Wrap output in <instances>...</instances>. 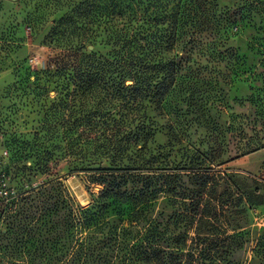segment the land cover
<instances>
[{
	"label": "rangeland",
	"instance_id": "374dc122",
	"mask_svg": "<svg viewBox=\"0 0 264 264\" xmlns=\"http://www.w3.org/2000/svg\"><path fill=\"white\" fill-rule=\"evenodd\" d=\"M84 1H0V183L18 204L10 215L15 219L0 207V264H52V258L66 264L79 231L69 240L63 212L54 217L47 211L61 210L66 195L87 208L102 190L90 181L93 172L74 169L61 136L46 132L69 119L68 112L49 114L60 94L47 84V99L34 84L36 72L64 57L46 41L51 28ZM189 1L194 12L199 0ZM216 16L194 22L219 26L228 37L225 61L217 64L213 55L210 66L199 69L208 62L196 59L193 77L165 112L152 113L160 127L153 148L163 154L161 166L180 170V184L191 190L193 172H207L212 182L192 206L161 196L152 217L159 216L163 240L173 237L174 224L181 226L175 235L190 224L187 245L200 264H264V0H217ZM169 113L179 134L170 128ZM44 164L49 171L41 170Z\"/></svg>",
	"mask_w": 264,
	"mask_h": 264
},
{
	"label": "trees",
	"instance_id": "16d2710c",
	"mask_svg": "<svg viewBox=\"0 0 264 264\" xmlns=\"http://www.w3.org/2000/svg\"><path fill=\"white\" fill-rule=\"evenodd\" d=\"M189 5V0H86L46 37L64 57L55 68L35 73V88L50 99L47 84L54 85L60 97L49 114L69 115L46 132L51 139L60 135L74 169L93 172L90 181L102 186L87 208L66 195L61 210L56 204L47 211L54 217L63 212L69 240L79 231L78 248L65 255L66 264H200L187 245L190 224L176 235L181 226L174 224L173 237L163 240L159 216L152 217L161 196L190 200L192 206L212 182L198 171L188 177L195 188L183 186L180 170L163 168V154L153 148L160 127L152 113L165 112L185 79L193 77L196 59L208 62L199 65L205 69L213 55L222 64L229 51L219 26L194 22L205 14L217 19V0H199L194 12ZM168 116L179 134L175 115ZM0 207L17 218L10 216L18 209L14 199H1ZM184 213L192 219V212ZM30 220L26 215L25 224Z\"/></svg>",
	"mask_w": 264,
	"mask_h": 264
},
{
	"label": "built area",
	"instance_id": "2783aa9c",
	"mask_svg": "<svg viewBox=\"0 0 264 264\" xmlns=\"http://www.w3.org/2000/svg\"><path fill=\"white\" fill-rule=\"evenodd\" d=\"M1 185H3L1 187ZM7 187V184L3 181L2 183H0V200L1 199H12L13 196H12V191L11 190H8L6 189Z\"/></svg>",
	"mask_w": 264,
	"mask_h": 264
},
{
	"label": "crops",
	"instance_id": "0c3cea01",
	"mask_svg": "<svg viewBox=\"0 0 264 264\" xmlns=\"http://www.w3.org/2000/svg\"><path fill=\"white\" fill-rule=\"evenodd\" d=\"M0 1H2V0H0Z\"/></svg>",
	"mask_w": 264,
	"mask_h": 264
}]
</instances>
